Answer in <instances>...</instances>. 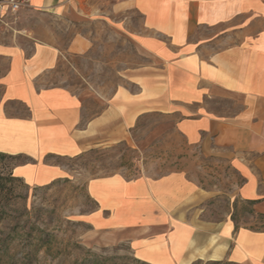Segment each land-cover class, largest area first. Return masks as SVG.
<instances>
[{"label":"crops","instance_id":"crops-1","mask_svg":"<svg viewBox=\"0 0 264 264\" xmlns=\"http://www.w3.org/2000/svg\"><path fill=\"white\" fill-rule=\"evenodd\" d=\"M85 2L30 0L27 10L92 15ZM110 10L141 18L136 44L152 61L129 71L126 80L136 89H116L102 111L84 120L77 94L34 84L57 64L61 52L55 44L36 41L26 54L16 43L0 42L8 65L2 77L6 96L29 111L25 117L0 113L2 131L21 135L15 146H0V151L33 160L17 166L19 172H57L44 157H71L123 140L148 112L176 116L175 127L189 145L226 155L243 173L242 197L254 199L264 213V0H114ZM89 48V38L78 34L67 51L83 54ZM122 181L127 188H146L153 199L149 207L160 209L157 223L171 227L172 259L165 264L197 259L264 264V230L235 229L230 218H181L182 204L196 189L179 171L150 182Z\"/></svg>","mask_w":264,"mask_h":264},{"label":"rangeland","instance_id":"rangeland-1","mask_svg":"<svg viewBox=\"0 0 264 264\" xmlns=\"http://www.w3.org/2000/svg\"><path fill=\"white\" fill-rule=\"evenodd\" d=\"M113 3L86 0L92 15L0 9L1 43H16L26 54L36 41L57 46V64L34 84L77 94L84 120L102 111L116 89L135 90L126 80L129 71L152 61L136 44L140 16L111 12ZM78 34L89 38L90 48L83 54L69 53L68 44ZM7 66L0 56V113L25 117L28 109L6 96L2 77ZM175 120L148 112L137 118L123 140L102 142L71 157H44L57 172H19L17 166L33 161L24 154L0 161V172L22 176L12 182L7 202H0V264H165L172 259L171 227L157 223L160 209L149 207L153 199L146 188H127L122 179L150 182L178 171L196 189L181 206L182 219L230 218L239 227L264 229V213L240 192L246 181L243 173L226 155L189 145ZM2 129L0 124V146L20 141L13 129ZM162 230L165 236H160ZM190 264L236 263L197 259Z\"/></svg>","mask_w":264,"mask_h":264},{"label":"trees","instance_id":"trees-1","mask_svg":"<svg viewBox=\"0 0 264 264\" xmlns=\"http://www.w3.org/2000/svg\"><path fill=\"white\" fill-rule=\"evenodd\" d=\"M16 155L9 154L5 152L0 151V161L5 160L6 158H14ZM5 163V162H3ZM3 165V164H2ZM4 168L7 166L6 164L3 165ZM3 168V167H2ZM3 171V170H2ZM21 177L16 176L12 174L11 172H0V202L6 203L10 195H12L13 187L12 182L13 181H19ZM264 217V216H263ZM235 229H237L239 226L235 224ZM250 228V227H249ZM253 229V228H251ZM254 230H264V229H254Z\"/></svg>","mask_w":264,"mask_h":264},{"label":"built area","instance_id":"built-area-1","mask_svg":"<svg viewBox=\"0 0 264 264\" xmlns=\"http://www.w3.org/2000/svg\"><path fill=\"white\" fill-rule=\"evenodd\" d=\"M30 6V0H0V9L17 12Z\"/></svg>","mask_w":264,"mask_h":264}]
</instances>
